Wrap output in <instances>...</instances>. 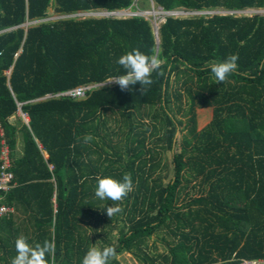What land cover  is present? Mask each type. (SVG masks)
I'll use <instances>...</instances> for the list:
<instances>
[{"label":"trees","instance_id":"trees-1","mask_svg":"<svg viewBox=\"0 0 264 264\" xmlns=\"http://www.w3.org/2000/svg\"><path fill=\"white\" fill-rule=\"evenodd\" d=\"M151 1L163 10L264 8V0ZM132 2L0 0V120L16 181L1 200L14 211L0 218V264H11L21 235L32 246L53 241L55 264H82L90 247L105 246L140 264L264 256V13L166 16L157 42L142 16H68ZM49 7L65 17L25 24ZM137 48L158 55L174 78L153 73L144 95L139 84L113 83L81 98L41 97L123 74L116 61ZM231 54L237 71L216 83L207 66ZM17 105L27 123L8 119ZM198 107L212 108L199 130ZM86 134L90 144L77 142ZM124 174L134 190L110 218L114 202L95 197L97 177ZM158 228L172 236L152 252L147 239Z\"/></svg>","mask_w":264,"mask_h":264},{"label":"clouds","instance_id":"clouds-1","mask_svg":"<svg viewBox=\"0 0 264 264\" xmlns=\"http://www.w3.org/2000/svg\"><path fill=\"white\" fill-rule=\"evenodd\" d=\"M238 59V54H231L224 61L207 66L216 83L228 81L229 76L237 71ZM116 62L124 69V73L109 79L106 83H115L122 91L131 90L133 86L139 84L141 86L139 91L144 95L154 83L153 73L159 77L171 75L174 78L171 66L169 65L165 71L163 68L165 62L158 55L146 54L138 48L121 55ZM93 139L91 134H86L82 138H77V142L86 145ZM75 146V144L70 145L71 148ZM133 190L134 185L129 174H124L122 180L111 176L97 177L95 197L102 201L114 202L111 206L105 207L107 216L112 218L123 211L120 203L117 202H122ZM15 249L17 255L11 260V264H55L53 241L45 240L43 244L36 243L32 246L27 237L21 235L15 241ZM116 254L113 246H105L102 249L90 247L82 258V264H109L110 259Z\"/></svg>","mask_w":264,"mask_h":264},{"label":"built area","instance_id":"built-area-1","mask_svg":"<svg viewBox=\"0 0 264 264\" xmlns=\"http://www.w3.org/2000/svg\"><path fill=\"white\" fill-rule=\"evenodd\" d=\"M132 8H134V10H132ZM157 8H158L159 16L162 18V21L165 19L166 16L179 17L177 16L178 14L176 13L178 11L177 9L185 10V8L163 10L161 7H158V6ZM100 10L104 11V15H101L99 17H118L120 18V17H129L133 15L142 16L144 18L146 17L145 11L140 9L137 6L136 0H133V2L131 3V6L127 8L114 9V10H105V9H100ZM186 10L188 12H192L193 14L198 13V12L201 13V10H189V9H186ZM85 13L86 11H79L73 14H69L68 16H72V15L81 16L82 15V17H85ZM153 22L154 23L151 22L152 26L153 24H155V20H153ZM157 27L158 26H156L154 31H157ZM108 80L102 83H90L86 85L74 86V87H71V88H68L62 91L47 92L41 97H47V96H52V95L56 96V95H63V94L70 95L75 98L84 97L91 89H94V88H97L103 85H107L106 82ZM41 97H38V98H41ZM14 115H18L24 123H27V119H28L27 113L21 110V108L18 105L16 107L14 114L10 115L8 119L11 120V118ZM11 165H12L11 147L7 140L3 124L0 120V218L9 216L14 211L13 206L8 205L1 201L3 198V193H6L7 191H9L16 184L14 173L11 170ZM231 260H232V264H264V256L237 257V258H231Z\"/></svg>","mask_w":264,"mask_h":264},{"label":"rangeland","instance_id":"rangeland-1","mask_svg":"<svg viewBox=\"0 0 264 264\" xmlns=\"http://www.w3.org/2000/svg\"><path fill=\"white\" fill-rule=\"evenodd\" d=\"M136 4L137 6L145 11V19L148 20L150 23H154L153 20H155V24H153L152 29L153 32L156 28V26H159V24L162 22V18L159 16L158 13V8L157 6L154 5V3L151 0H136ZM159 7V6H158ZM132 10H134V8H132ZM178 11L176 12L179 17H189V16H196V15H211V14H235V15H240V14H252V13H264V8H245L242 10H226L223 8H218V9H213V10H203L198 13H192V12H188L186 9L185 10H180L177 9ZM73 14V13H72ZM101 15H104V11L103 10H90V11H86L85 13V17L86 16H91V17H99ZM73 16V15H72ZM65 17L64 15H59L56 14L53 11L52 7H49V9L47 10V15L46 17L39 19V20H34V21H29L26 22V25H34L37 24L39 22L42 21H48V20H55L58 18H63ZM75 17H82L79 15H75ZM151 23V24H152ZM158 28V27H157ZM113 83H107V85H110ZM196 112V120H197V129H201L203 128V126H205L209 120L211 119V115H212V111H211V107H205V108H196L195 109ZM182 119H185L186 116H184L183 114H180ZM12 121H15V116H13L11 118ZM20 149V145L19 142L17 144L16 150ZM161 158L162 160H164V158L166 159L167 163H169V159H170V155L168 151H165L163 153H161ZM167 179H163V181H166ZM192 191H195L193 189H191ZM191 191V192H192ZM162 236H166L167 238L172 235L168 234L166 232V230L163 229H157L155 230V232H153L149 238L147 239V243H148V247H150V249L152 250V252H159V251H165L166 250V246L164 241L161 239ZM116 257L118 258L120 264H140L139 260L136 259L131 253L127 252V251H122L116 254ZM163 264V263H162Z\"/></svg>","mask_w":264,"mask_h":264},{"label":"crops","instance_id":"crops-1","mask_svg":"<svg viewBox=\"0 0 264 264\" xmlns=\"http://www.w3.org/2000/svg\"><path fill=\"white\" fill-rule=\"evenodd\" d=\"M91 90H92V89H91ZM91 90H90V91H91ZM203 108H205V107H203ZM211 111H212V108H211ZM211 116H212V115H211ZM209 121H210V120H209ZM203 127H204V126H203ZM191 191H192V190L190 189V194H193V195H194V194H199V192L196 191V190H195V191H192V192H191Z\"/></svg>","mask_w":264,"mask_h":264},{"label":"water","instance_id":"water-1","mask_svg":"<svg viewBox=\"0 0 264 264\" xmlns=\"http://www.w3.org/2000/svg\"><path fill=\"white\" fill-rule=\"evenodd\" d=\"M154 34H155V41L157 42L158 41V39H157V31H154ZM7 73H8V71H7Z\"/></svg>","mask_w":264,"mask_h":264}]
</instances>
